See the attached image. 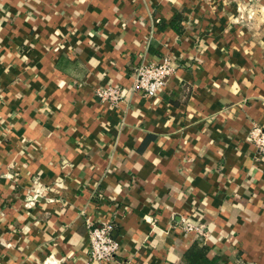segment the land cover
I'll list each match as a JSON object with an SVG mask.
<instances>
[{"label":"crops","instance_id":"1","mask_svg":"<svg viewBox=\"0 0 264 264\" xmlns=\"http://www.w3.org/2000/svg\"><path fill=\"white\" fill-rule=\"evenodd\" d=\"M165 56L146 97L138 69ZM254 126L264 0H0V264H182L197 241L264 264ZM88 222L114 226V259L90 260Z\"/></svg>","mask_w":264,"mask_h":264},{"label":"built area","instance_id":"2","mask_svg":"<svg viewBox=\"0 0 264 264\" xmlns=\"http://www.w3.org/2000/svg\"><path fill=\"white\" fill-rule=\"evenodd\" d=\"M254 13L250 14V18ZM179 63L174 57L165 56L158 61L143 65L138 69L135 88L144 93L146 97L156 98L165 88L168 80L176 73ZM102 99L117 103L122 92L118 88H107L99 92ZM248 141L253 143L264 154V129L254 126ZM89 227V256L95 263L110 261L119 253L120 243L113 237L114 226L105 224L102 227L94 226L88 222ZM183 228L189 232L200 233L201 230L187 219H183Z\"/></svg>","mask_w":264,"mask_h":264},{"label":"trees","instance_id":"3","mask_svg":"<svg viewBox=\"0 0 264 264\" xmlns=\"http://www.w3.org/2000/svg\"><path fill=\"white\" fill-rule=\"evenodd\" d=\"M210 248L201 241H197L184 254L182 264H220L219 259L208 257Z\"/></svg>","mask_w":264,"mask_h":264}]
</instances>
